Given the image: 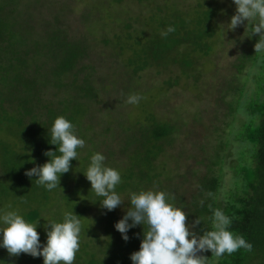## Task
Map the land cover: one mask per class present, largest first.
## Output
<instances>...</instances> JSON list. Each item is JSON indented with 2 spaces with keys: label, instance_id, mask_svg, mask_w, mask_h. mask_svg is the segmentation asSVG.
<instances>
[{
  "label": "trees",
  "instance_id": "16d2710c",
  "mask_svg": "<svg viewBox=\"0 0 264 264\" xmlns=\"http://www.w3.org/2000/svg\"><path fill=\"white\" fill-rule=\"evenodd\" d=\"M71 1L0 0V179L4 180L0 181V210H16L19 206L24 208L29 222L39 219L37 231L43 245L47 240L46 220H61L65 206L80 207L82 211L73 213L80 216L82 223L81 247L74 264H133L130 256L140 248L144 226L130 229L129 240L125 241L115 224L130 207L129 192L157 188L169 193L174 197L172 202L185 210L186 223L201 219L193 229L197 234L211 230L213 212L219 209L232 219L230 230L243 235L253 245L251 252L240 249L218 260L211 250L198 253L206 256L207 264H264V81L257 91L249 92L248 101H241L248 88L236 89L235 102L244 106L250 117L237 132L234 143L228 142V131L214 148L215 153L208 156V163L203 168L192 169L194 178L188 175L190 167L183 170L185 162L180 155L168 149L173 137L182 130L173 110L178 105L168 111L161 105L168 99L165 84L171 85L173 80L166 78L162 82L164 90L160 99H144L140 90L141 85L147 84L141 73L152 65L164 69L160 73L170 74L176 67L185 74L193 72L196 86L199 72L213 70L205 71L203 65L201 69L194 64L205 56L204 62L208 60L223 39L216 19L219 8L201 18L197 28L185 22L184 14L193 5L199 11L207 10L212 7H206L207 3L212 4L214 0L191 4L185 0ZM69 9L79 13L78 17L85 23L83 28L74 30L69 26ZM168 26H173L175 31L162 37L161 32ZM125 33L127 39L122 37ZM256 36H251L254 43L259 40ZM134 37L135 47L132 46ZM108 46L107 53L122 58L118 67L126 75L127 83L122 82L124 91L129 87L128 95L137 90L135 94L142 97L129 111L135 108V112L144 117L133 121L128 116L129 111L126 114L120 111L119 117L112 116L110 120L104 113L105 131L118 147L117 151L112 149L105 153L99 147L106 138L98 139L101 132L94 130L98 122L87 123L85 119H95L94 105L102 101L107 90H118L115 85L118 80L103 82V77L96 75V67L87 62L93 50L105 53ZM189 47L192 51L188 55ZM241 59L242 56L240 62ZM257 65L264 72V61ZM238 69L236 81L238 75L244 74L242 62ZM175 82V85L181 83L179 78ZM155 83L159 82H148V85ZM254 86V83L249 86L250 91ZM53 89H59L64 95L57 98ZM57 116L70 119L76 133L85 141L93 131L88 145L78 149L83 164L73 159L70 171L61 176V187L50 192L37 186L36 177L26 176L25 171L46 163L50 158L44 153L56 150L57 146L49 143L48 129ZM235 143L246 145L244 150L248 151L249 158L239 160L237 157L235 162H228L229 147ZM97 151L106 156L107 166L119 169L122 174L117 191L125 202L113 211L104 209L100 201H96L100 198L90 192L91 183L85 176L76 183L69 178L74 171L81 175L91 155ZM116 158L118 161L113 162ZM203 162L198 160L196 165ZM227 166L237 186L230 184V188L223 189ZM195 185L196 190L191 188ZM1 250L0 264H38L40 260L43 263V257L24 253L11 256L5 248Z\"/></svg>",
  "mask_w": 264,
  "mask_h": 264
},
{
  "label": "clouds",
  "instance_id": "9594fccd",
  "mask_svg": "<svg viewBox=\"0 0 264 264\" xmlns=\"http://www.w3.org/2000/svg\"><path fill=\"white\" fill-rule=\"evenodd\" d=\"M232 2L236 13L226 27L223 25L226 32L235 31L247 21L245 33L248 34L244 35L251 37L258 34L255 52L264 53V0ZM174 31L173 26H168L161 36L167 37ZM141 99L140 95L131 94L126 103L138 105ZM48 130L49 143L56 145V150L46 151L44 155L50 159L43 165L26 170L25 175L36 177L37 186L51 192L61 187V176L70 171L72 160L80 161L78 149L85 148L86 141L76 133L74 123L65 116H57ZM105 161L106 156L102 152H94L82 172L91 183L90 192L100 198L96 201H100L104 209L113 211L125 202L117 191L122 183V174L119 169L107 166ZM173 199L169 193L157 188L129 192L127 202L130 207L115 228L127 241L130 229L144 226L140 248L130 256L133 264H207L206 256L198 253L211 250L212 256L218 260L240 249L253 250L252 243L243 235L230 230L232 219L222 210L213 212L211 230L199 235L193 229L201 223V219L197 218L192 224L186 223L187 213L174 204ZM46 221L47 240L42 245L37 231L39 219L33 223L19 210H0V248H5L11 256L24 253L43 257V264H74L81 247L80 216L65 212L59 221Z\"/></svg>",
  "mask_w": 264,
  "mask_h": 264
},
{
  "label": "rangeland",
  "instance_id": "374dc122",
  "mask_svg": "<svg viewBox=\"0 0 264 264\" xmlns=\"http://www.w3.org/2000/svg\"><path fill=\"white\" fill-rule=\"evenodd\" d=\"M69 1L72 3L71 0ZM196 1L204 2L205 0H185V3L191 4ZM208 1L212 2V0ZM216 1L221 2V4L219 5V3ZM213 3H207L206 7H212L203 11H199L197 7L193 5L189 7L187 9V12H185L184 14L185 22L190 25L191 28H194L195 25L197 28L198 22L201 18L204 19L205 15H207L208 12H211V10H214V8H219L218 16L216 19L221 28V31H223V39L222 41H219L220 43L218 44V46L217 44H215V47L217 46V51L216 53H212V55L207 58L208 60L204 62L203 58H205V56L201 59L202 61H196V63L194 64L195 66L198 65L201 69H203V65L205 71L213 69L202 74L201 72H199V87L196 86L197 82H194L197 80L194 73L190 72L189 74H185L186 72L184 73L182 69L181 71L179 67H176L175 71L167 74L160 73L161 70H164L161 67L152 65L150 69L141 73V76H144L143 80H145L147 83L141 85L140 90L143 91L141 94L144 99L147 98L148 100H152L154 98L160 99L163 95L164 90V85L162 84V82L166 78L173 80V84H165V87L168 90V99L167 101L162 102L161 105H163V108L166 111H168V109H171L173 106L178 105L173 110L176 111V114L179 117V124L181 125L182 130L181 133L173 137L174 140H172V143L168 145V149L175 152V154H177L178 156L180 155V159L185 162L183 170H186L188 167H190L191 172H188V175L190 177L193 176L192 169H196V167L201 166V168H203L204 164L208 163V156L212 153H215L214 148L218 143H220V141L224 139V136L228 131L229 135H227V140L228 142L231 141L232 143H234V138L237 132L240 131V128H243L242 126H244L245 122L249 119L250 114L246 109L243 108L244 106L238 105L235 102V100L238 98L235 93L236 89L240 88L241 86H244L242 87V89L248 88L244 93L243 99H241V101H248L250 100V97L247 96L249 95V92L253 93L254 91H257L259 89V84L264 81V72L261 71V68L257 65L258 63H263L264 56L263 53L255 52L254 45L256 41L254 43L252 37L245 36L247 35V32L245 33L247 21H245L244 25L238 26L235 31L228 30L226 32L225 27L230 22L234 11H236V6L232 2V0H214ZM150 5L152 4L150 3ZM222 5H224L223 8ZM78 16L79 13H77L76 11L70 10L68 12L69 21L67 23H69V26H72L74 30L83 28L85 24L84 20H82ZM108 18L109 16H107L106 19ZM32 23L34 24V21H32ZM127 36L128 34L125 33V35L122 37L124 39H127ZM256 37L259 38V35L257 34ZM256 37H254V39ZM132 43V46L135 47V37L132 40ZM215 47L213 45V49ZM192 49H194L193 46ZM192 49L191 47L187 49L188 55L192 51ZM93 51V56H90L92 61L90 60V58H87V62L92 63L96 67V75L99 76V78L103 77V82L106 81L105 83L113 81L114 78L115 80L113 82H116L117 80L119 81L118 84H115L118 87L117 91L107 90L102 96V101L97 106L94 105V112H96L95 119H85L87 123L88 121L90 123L92 122L93 124L95 122H98V124H95L94 126V130H96L97 132H101L98 139L105 140L106 138V141L100 144L99 148L103 152L108 153V150L111 151L112 149H115V151H117L118 147L117 142H115L114 139L110 138L108 133H106L105 131V128L107 126H105V122H102L104 119V113L105 115L107 113L109 119L111 120L112 116L119 117L121 114L120 111L126 114V112L133 108V105L126 103V100L129 96L127 92L129 90V87H125L126 91H124V87H122L123 81L127 83L126 75H124V73L121 72V69L118 67L119 62L122 61V58H117L115 57V55L107 53L109 52V46L107 47L105 53L98 54L96 50ZM241 56L243 57V59H241V62L244 64V74L237 76L239 79L237 80V82L234 79L236 78L235 74L239 72L238 65L241 63ZM255 58H257L256 61H258V63H255ZM185 71L189 72L188 70ZM255 72H258L256 76ZM250 74H253L254 76ZM154 76L157 78L153 79ZM178 78L181 83L180 85H175V79ZM147 81L149 83L158 81L159 83L148 85ZM192 82H194L193 87H191ZM253 83L255 84L254 89L250 91L249 86ZM196 90H199V92H197ZM53 91L54 93H56V97L59 99L64 95V93L59 89H53L52 92ZM135 91L137 90H133L132 93L135 94ZM232 91L234 93H232ZM128 116H130L133 121L144 117L141 113L135 112V108L129 111ZM92 131H88L89 135H87L86 140L87 145V141H90V135L92 134ZM89 145H91V143H89ZM226 147L227 146H224V148ZM203 148H205V151L203 150ZM218 148H221V146L218 145ZM244 148H246V145H239V143H235V145L233 144L232 147H229V152L227 153L228 162H235L237 160V157L239 158V160H241L243 157L249 158V156H247L248 151L244 150ZM130 149L132 151L135 150L134 148ZM117 158L113 162L118 161ZM198 160H204L205 162H203V165H196V162ZM79 163L83 164L82 161H80ZM74 172L75 173L69 174V178L75 183L77 182V179L81 178V176H85L83 173L79 175L76 171ZM224 174L223 189L230 188V184L232 185V187L234 185L237 186L236 182L232 181V170L229 166L225 168ZM0 181L4 180L0 179ZM83 185L84 187L86 186L85 183H83ZM191 188L196 190V185L195 187L193 186ZM80 190L81 192L83 191L82 187ZM221 195L224 196L223 190L221 192ZM16 210H19L23 214H25L23 211L24 208L22 209L18 206ZM78 210L82 211L80 207H78V209H70L68 208V206H65L63 212L74 213ZM1 249L2 248H0V255L3 253ZM0 259L2 258L0 257ZM41 262L42 261L40 260V262L38 261L37 263L43 264ZM21 264L27 263L22 262ZM31 264H34V262Z\"/></svg>",
  "mask_w": 264,
  "mask_h": 264
}]
</instances>
